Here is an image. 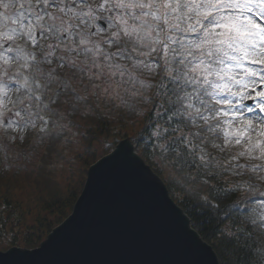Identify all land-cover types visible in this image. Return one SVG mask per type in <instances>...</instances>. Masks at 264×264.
Returning <instances> with one entry per match:
<instances>
[{"label":"snow or ice","instance_id":"snow-or-ice-1","mask_svg":"<svg viewBox=\"0 0 264 264\" xmlns=\"http://www.w3.org/2000/svg\"><path fill=\"white\" fill-rule=\"evenodd\" d=\"M125 94L151 103L162 157L202 173L200 185L221 167L209 148L231 153L226 165L234 174L245 165L233 160L255 162L245 171L264 185V116H248V102L264 113V0H0L6 139L62 130L69 111ZM251 180L224 190V199L239 196L232 203L240 207L264 196ZM211 191L200 199L219 210L222 200ZM245 220L251 227L238 231L259 235L255 251L264 264V210ZM222 235L235 234L226 227Z\"/></svg>","mask_w":264,"mask_h":264},{"label":"trees","instance_id":"trees-1","mask_svg":"<svg viewBox=\"0 0 264 264\" xmlns=\"http://www.w3.org/2000/svg\"><path fill=\"white\" fill-rule=\"evenodd\" d=\"M90 104L94 110L73 113L72 119V126L77 127L83 144V152L75 155L80 169L78 182L60 188L53 178V167L48 169L52 155L59 153L55 146L66 132L57 134L50 130V134L46 135L36 129L23 134V140L20 139L21 134L10 133L16 136L15 141L7 139L5 145L0 147V250L38 247L51 230L70 214L83 187L88 167L107 154L120 140L129 138L135 146V152L164 182L170 197L190 219L191 227L212 247L219 264H228L229 261L231 264H259L255 250L261 246V238L255 231L249 237L238 229L246 225L251 227L245 217L253 211L258 213L264 210L260 207L263 201L253 199L248 202V206L237 207L232 201L239 199V196L224 199V190L230 191L236 185H245L250 177L257 189L263 185L249 172L235 168L234 174L233 169L226 165L231 153L225 151L221 154L209 148L213 155L221 159V167L214 169V175L208 177V186L200 185L204 178L202 173L197 175L192 169L174 167L171 157H162L157 146L162 141L152 136L156 125L152 119L154 113L150 110L151 103H143L140 97L125 94L122 99L93 98ZM44 145L45 152L40 155ZM4 153L8 156L3 157ZM9 155L18 157L20 161L25 156L30 161L29 165L23 162L11 163ZM35 157L37 162L32 161ZM242 160H233L232 164L236 165V162ZM190 174L197 176V180L192 181ZM31 175L38 178L34 179ZM33 186L38 193H27L24 198L27 188ZM209 188L212 189L210 197L213 193H219V199L222 200L219 210L200 199V195ZM226 227H230L235 235H222Z\"/></svg>","mask_w":264,"mask_h":264},{"label":"water","instance_id":"water-1","mask_svg":"<svg viewBox=\"0 0 264 264\" xmlns=\"http://www.w3.org/2000/svg\"><path fill=\"white\" fill-rule=\"evenodd\" d=\"M0 264L219 262L163 181L123 139L88 168L70 215L37 248L0 251Z\"/></svg>","mask_w":264,"mask_h":264},{"label":"rangeland","instance_id":"rangeland-1","mask_svg":"<svg viewBox=\"0 0 264 264\" xmlns=\"http://www.w3.org/2000/svg\"><path fill=\"white\" fill-rule=\"evenodd\" d=\"M248 103L251 106H253V111L251 113H248L249 118L256 120L259 117L264 116V113H260L258 110L255 109L254 105H252V102H248ZM67 117L69 118V120H67V118L65 120L67 127H65L62 130L56 131L57 134H60L62 132H66V134L56 144L55 149L59 153L57 155L56 154L52 155V157L50 159L51 164H50V167L48 168V169H50L51 167H53V171H54L53 172V178L56 180L57 185L60 186V188L61 187L65 188L67 185H69L71 183L78 182L79 176H80V171H79L80 169H79L78 164L75 161V155L77 152H81V153L83 152V144L80 140V135L77 131L78 129H77V127L72 126L73 113L71 111H69V113L67 114ZM76 118H79V116H76ZM44 147H46V145L43 146V148L40 152V155L45 152ZM40 155H38V156H40ZM37 157H35L34 158L35 160L33 159L32 161L37 162L38 161ZM238 159H243V160H242V162H236V165L244 164L245 169L250 165V163H255V162H249L245 158H238ZM9 160L11 163L23 162L24 164H28V165L30 162L26 159L25 156L21 161L18 157H12V156H9ZM74 163H76V164H74ZM245 169H241L238 167L236 168V170H239V171L241 170L244 172H245ZM34 173L36 174V172H34ZM250 174L255 176V174H253V173H250ZM31 176L34 179L38 178V177H34L33 175H31ZM53 185H54V183H53ZM262 187H264V185ZM41 188H43V186H41ZM35 192H36V190L34 189V186L27 188V191L24 193V198H26L27 193H32V195L38 193V192H36V193ZM257 199L264 201V196H259L257 194Z\"/></svg>","mask_w":264,"mask_h":264},{"label":"clouds","instance_id":"clouds-1","mask_svg":"<svg viewBox=\"0 0 264 264\" xmlns=\"http://www.w3.org/2000/svg\"><path fill=\"white\" fill-rule=\"evenodd\" d=\"M9 11H13L12 9H9Z\"/></svg>","mask_w":264,"mask_h":264}]
</instances>
